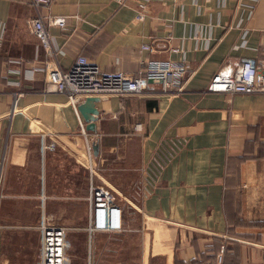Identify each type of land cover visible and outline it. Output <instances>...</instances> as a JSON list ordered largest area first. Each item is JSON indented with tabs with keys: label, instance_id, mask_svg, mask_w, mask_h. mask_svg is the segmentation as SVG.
Segmentation results:
<instances>
[{
	"label": "crops",
	"instance_id": "0c3cea01",
	"mask_svg": "<svg viewBox=\"0 0 264 264\" xmlns=\"http://www.w3.org/2000/svg\"><path fill=\"white\" fill-rule=\"evenodd\" d=\"M138 1L40 7L66 19L48 29L62 70L79 56L130 76L150 59L187 65L179 93L150 82L99 95L95 132L79 115L83 134L44 74H13L49 58L27 26L30 0H0V264H39L42 224L66 229L67 264H202L222 248L223 264H264V94L207 92L225 66L264 59V0L150 1L142 21ZM85 137L100 147L90 164ZM91 183L112 193L123 232H90Z\"/></svg>",
	"mask_w": 264,
	"mask_h": 264
},
{
	"label": "built area",
	"instance_id": "2783aa9c",
	"mask_svg": "<svg viewBox=\"0 0 264 264\" xmlns=\"http://www.w3.org/2000/svg\"><path fill=\"white\" fill-rule=\"evenodd\" d=\"M123 7L131 0H114ZM150 1L165 0H140L136 12V19H144V7ZM37 15L27 21V26L38 41V47L45 51L49 62L44 66L30 67L14 70V75L32 79L35 74L45 75L47 85L55 87L58 93L67 96L78 118L80 129L85 134L83 123L77 112V106L87 96L115 95L118 97L139 96L144 94L148 84L162 83L166 91L179 93L183 90L182 83L187 73L184 61H146L144 69L138 76H130L124 72H107L96 64L90 63L85 57L75 59L68 70H62L57 63L60 49L55 45L49 27H58L66 30V19L57 16H42L41 6H48L51 0H30ZM246 44L245 36L242 46ZM141 49L152 52L150 45H143ZM21 64L20 61H13ZM14 87L20 86L18 80H8ZM207 92L225 95H255L264 94V59L243 58L236 66L227 65L214 74L207 86ZM21 94V93H20ZM20 94H17L18 96ZM47 147V146H46ZM44 147V149L46 148ZM51 146L50 148H52ZM85 148L88 163L92 160L91 143L85 137ZM90 164V163H89ZM89 211L91 231L121 233L124 231L121 209L116 205L112 193L102 186L92 183L89 188ZM41 248L39 264H67L66 257V229L60 226L42 224ZM224 249L216 255L214 262L202 264H223Z\"/></svg>",
	"mask_w": 264,
	"mask_h": 264
},
{
	"label": "water",
	"instance_id": "95a60500",
	"mask_svg": "<svg viewBox=\"0 0 264 264\" xmlns=\"http://www.w3.org/2000/svg\"><path fill=\"white\" fill-rule=\"evenodd\" d=\"M151 82V81H150ZM100 101L99 96H87L77 106V112L85 123V130L88 132H95V123L98 119L99 111L96 107V103ZM99 143L97 141L92 142L91 150L93 157L96 158L99 154Z\"/></svg>",
	"mask_w": 264,
	"mask_h": 264
}]
</instances>
